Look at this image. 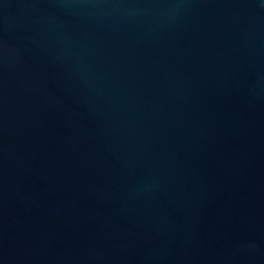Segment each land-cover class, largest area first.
<instances>
[{
  "label": "water",
  "instance_id": "water-1",
  "mask_svg": "<svg viewBox=\"0 0 264 264\" xmlns=\"http://www.w3.org/2000/svg\"><path fill=\"white\" fill-rule=\"evenodd\" d=\"M0 264H264V0H0Z\"/></svg>",
  "mask_w": 264,
  "mask_h": 264
}]
</instances>
